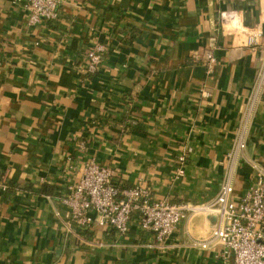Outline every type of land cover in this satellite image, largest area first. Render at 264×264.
Returning a JSON list of instances; mask_svg holds the SVG:
<instances>
[{
  "label": "crops",
  "instance_id": "obj_1",
  "mask_svg": "<svg viewBox=\"0 0 264 264\" xmlns=\"http://www.w3.org/2000/svg\"><path fill=\"white\" fill-rule=\"evenodd\" d=\"M27 2L0 0V264H218L220 245L194 246L213 216L188 213L159 245L134 219L79 228L63 199L89 160L173 204L226 181L243 194L264 168V0H67L33 26Z\"/></svg>",
  "mask_w": 264,
  "mask_h": 264
},
{
  "label": "built area",
  "instance_id": "obj_2",
  "mask_svg": "<svg viewBox=\"0 0 264 264\" xmlns=\"http://www.w3.org/2000/svg\"><path fill=\"white\" fill-rule=\"evenodd\" d=\"M66 1L28 0L25 6L28 25L56 21L59 8ZM221 19L225 20L226 14H222ZM104 51V47L97 44L87 53L90 73L101 65ZM204 59L209 74L213 72L217 59L212 52H206ZM201 95L207 97L204 90ZM237 149L241 152L245 149L243 140ZM187 157L182 154L177 158L176 178L184 175ZM250 169L252 184L243 194L236 195L230 182L226 181L212 202L193 206L156 199L147 187L140 184L121 189L112 168L89 160L63 202L70 209L69 220L79 228H110L125 235L134 219L137 228L153 233L159 245L164 244L188 213L213 216L217 224L211 236L194 246L207 249L220 245L218 264H264V168L252 163ZM2 189L6 190V187Z\"/></svg>",
  "mask_w": 264,
  "mask_h": 264
}]
</instances>
